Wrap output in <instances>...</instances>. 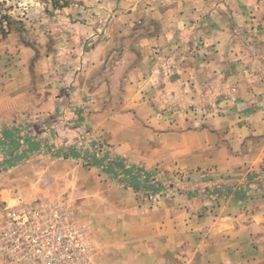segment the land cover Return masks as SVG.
Wrapping results in <instances>:
<instances>
[{"label":"rangeland","instance_id":"rangeland-1","mask_svg":"<svg viewBox=\"0 0 264 264\" xmlns=\"http://www.w3.org/2000/svg\"><path fill=\"white\" fill-rule=\"evenodd\" d=\"M4 15L3 209L65 203L96 264L112 247L92 240L131 205L264 198V0H0ZM202 131L241 173L188 167L186 141L201 138H162Z\"/></svg>","mask_w":264,"mask_h":264},{"label":"crops","instance_id":"crops-1","mask_svg":"<svg viewBox=\"0 0 264 264\" xmlns=\"http://www.w3.org/2000/svg\"><path fill=\"white\" fill-rule=\"evenodd\" d=\"M2 100L8 102L10 98L2 96ZM208 134V131L196 135L177 133L164 137L160 135V138H201V143L186 141L182 150L186 156L182 159L190 163L188 167L216 165L219 177L241 173L238 167L234 170L235 166L219 167L223 163L220 150L203 141ZM161 150H153L152 153H161ZM188 156L192 157L191 160ZM155 158V155L145 158L142 167L150 169L149 162L155 164ZM34 195L25 193L29 198ZM3 198L0 191V221ZM10 201H7L8 204ZM211 204L214 208L210 207ZM126 209L128 213L124 215L122 227L113 223L114 229L109 230V234L102 232L99 236L95 233L97 236L92 240L96 246H102L103 242L111 243L112 248L107 249L110 253L106 260L103 259L104 262L117 261L120 254L124 264H258L264 261V225L256 221L264 217V198L252 203L251 198L230 195L217 197L211 202L189 196L181 201L160 199L154 207L141 203ZM96 260V264H102V258ZM0 264H7L1 256Z\"/></svg>","mask_w":264,"mask_h":264},{"label":"built area","instance_id":"built-area-1","mask_svg":"<svg viewBox=\"0 0 264 264\" xmlns=\"http://www.w3.org/2000/svg\"><path fill=\"white\" fill-rule=\"evenodd\" d=\"M0 256L7 264H93V247L65 203L19 197L2 210Z\"/></svg>","mask_w":264,"mask_h":264},{"label":"trees","instance_id":"trees-1","mask_svg":"<svg viewBox=\"0 0 264 264\" xmlns=\"http://www.w3.org/2000/svg\"><path fill=\"white\" fill-rule=\"evenodd\" d=\"M54 8H57V5H53ZM63 7V6H61ZM13 23H16L15 21H13L11 19V17L4 15L0 17V32H2L3 34H8L10 32V27ZM4 24V25H3ZM123 172L126 174H129L130 172L123 169ZM136 180V179H135ZM135 182V181H133ZM136 184V182L134 183Z\"/></svg>","mask_w":264,"mask_h":264}]
</instances>
